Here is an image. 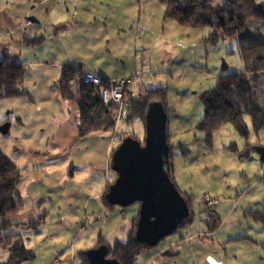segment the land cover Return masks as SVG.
<instances>
[{"label": "rangeland", "instance_id": "obj_1", "mask_svg": "<svg viewBox=\"0 0 264 264\" xmlns=\"http://www.w3.org/2000/svg\"><path fill=\"white\" fill-rule=\"evenodd\" d=\"M96 1L114 17L73 27L67 51L107 75L134 77V98L145 97L151 83L166 88L171 174L191 200L193 221L141 253L136 264H264V224L252 215L264 211V163L257 150L264 147V127L257 133L247 114L246 133L227 123L210 144L197 128L204 113L200 94L222 74L244 69L237 41L205 42L207 28L165 20L160 0ZM62 2L78 17L79 0ZM41 62L26 66L25 95L0 99V124L10 123L7 133L0 131V151L20 167L23 203L7 231L33 234L27 241L36 256L24 264H77L72 258L81 248L128 239L139 203L109 206L102 190L106 179L117 177L112 155L124 131L144 140L145 128L135 118L116 131L81 136L77 102L59 93L62 70ZM204 196L219 202L207 205ZM43 210L48 213L40 215ZM165 247L179 253L162 256ZM7 257L0 247V259Z\"/></svg>", "mask_w": 264, "mask_h": 264}, {"label": "trees", "instance_id": "obj_2", "mask_svg": "<svg viewBox=\"0 0 264 264\" xmlns=\"http://www.w3.org/2000/svg\"><path fill=\"white\" fill-rule=\"evenodd\" d=\"M160 2L166 5L165 20H174L185 28H207V34L203 38L205 42L216 44L219 41L236 40L240 49L245 70L222 74L213 87L200 94L204 113L197 128L204 133L205 141L210 144L214 134L227 123L234 124L239 131L246 133L247 114L251 117L254 130L258 133L264 127V10L259 1L160 0ZM24 41L27 45L37 46L43 43L44 37L25 38ZM25 76L26 67L16 58L10 56L0 58V99L25 95L26 90L22 87ZM107 79L102 77L103 83H106ZM58 85L61 96L65 100L77 102L79 106L81 136L95 132L116 131L113 103L102 102L100 86L84 81L81 69L73 65L64 66ZM126 99L130 108V118L127 123L133 124L134 119L138 118L145 128L149 102L162 101L166 108V88L147 89L146 96L140 98H134L129 90ZM133 131H124V138L136 137ZM167 140L171 151L168 133ZM262 161L264 163V160ZM171 171L170 162V176L174 180ZM20 176L19 165L0 151V219L2 220L0 246L9 251V258L0 260V264H20L34 256V252L25 247L21 238H14L11 233L3 232L10 228L11 219L23 209L22 197L17 190ZM184 196L191 206L189 197ZM102 198L107 205L115 206L109 202L106 192L103 193ZM252 215L255 220L264 224V211H252ZM136 220L137 218L134 221ZM192 221L193 217L190 216L180 227ZM134 230L135 225L126 241L118 240L113 244H106L100 239L94 247L79 250L81 264H88L85 251L101 244L108 246L107 257L116 258L122 264H136L138 256L153 247L137 242L134 239Z\"/></svg>", "mask_w": 264, "mask_h": 264}, {"label": "water", "instance_id": "obj_3", "mask_svg": "<svg viewBox=\"0 0 264 264\" xmlns=\"http://www.w3.org/2000/svg\"><path fill=\"white\" fill-rule=\"evenodd\" d=\"M167 113L162 101L148 103L144 141L137 137L123 138L112 155V169L116 179L106 189V197L113 205L129 207L139 203L134 239L155 247L174 233L191 216L187 198L179 191L170 176V147L167 140ZM10 123L0 125L7 133ZM257 150L264 160V147ZM106 244L85 251L88 264H122L109 258ZM164 254H177L166 249Z\"/></svg>", "mask_w": 264, "mask_h": 264}, {"label": "crops", "instance_id": "obj_4", "mask_svg": "<svg viewBox=\"0 0 264 264\" xmlns=\"http://www.w3.org/2000/svg\"><path fill=\"white\" fill-rule=\"evenodd\" d=\"M62 1L63 0H0V49L3 50L2 54H4L2 56L4 57L10 56L16 58L17 61L20 62L25 67L29 64H34L35 62L42 63L41 62L42 60L43 62H45L46 65L54 64L56 68L59 69V73L64 66L73 65L81 69L82 72L90 71L101 77L113 79V78H121L128 76L126 75L127 73L122 75L110 76L107 75L106 71L100 70L98 67H96L97 63H92V65H90L89 63L83 61L82 59L77 60L76 59L77 56H75L74 53H72L69 50L67 51V46L65 43L67 36L72 35L71 29L73 27L79 25L92 24L96 22L98 18L107 19L108 14H110L109 18L111 17L113 18L115 14H113L111 10L109 11V9L99 10L97 7L96 0H79L80 7L78 11V17H75L74 15H72L70 11V9L73 8L66 7ZM220 1L221 0H219V2ZM258 1L260 3L261 8L264 10V0H258ZM77 9L78 7L76 8V10ZM27 18L31 19V23L25 26L24 21ZM36 36L44 37V41L42 44L37 46H31L25 43L24 41L25 38H34ZM54 48L55 49L62 48L63 50L60 49L54 54L53 53ZM244 70H245V66L242 71ZM149 87L154 88V83H151L148 86V88ZM131 88L132 87H130V92L132 93ZM59 93H60V89H59ZM79 118H80V111L77 120L78 131H79ZM105 181L106 182L105 185H103V190H102L103 193L106 191L108 185L112 183L114 180L106 179ZM46 212L48 213L47 210H43L40 215L42 214L46 215ZM67 214L69 213L67 212L64 215ZM138 216H139V211L134 210L133 217L131 220L132 226L130 228V231L134 227L136 222L134 220L138 218ZM7 232L11 233L14 238H21L23 243L25 244V247L31 250L27 239H30V236L33 234L28 233L30 235L29 236V235H24L20 232H14V231L12 232L7 231ZM166 248L170 249L173 253L176 251L173 247H165L163 248V250L164 249L166 250ZM78 251L75 253L72 259L73 261L76 260L77 264H81L80 262L81 259L77 261ZM164 251H161L159 254L162 256L169 255V254H164L163 253ZM159 254H157V256ZM35 256L36 255L34 254V256L31 259L35 258ZM8 258H9V251H8V257L6 259H0V260H7ZM25 262L27 261H24L23 264Z\"/></svg>", "mask_w": 264, "mask_h": 264}, {"label": "built area", "instance_id": "obj_5", "mask_svg": "<svg viewBox=\"0 0 264 264\" xmlns=\"http://www.w3.org/2000/svg\"><path fill=\"white\" fill-rule=\"evenodd\" d=\"M31 19L27 18L24 25H29ZM139 70L142 69V64H139ZM83 79L88 83H93L101 88V100L104 103H113L115 108L114 121L116 128L118 125L127 122L130 118V108L126 96L130 90V86L134 81V77L127 76L121 78H108L106 83H103L102 77L90 72H83ZM203 201L207 205H213L219 202L217 197L204 196Z\"/></svg>", "mask_w": 264, "mask_h": 264}]
</instances>
